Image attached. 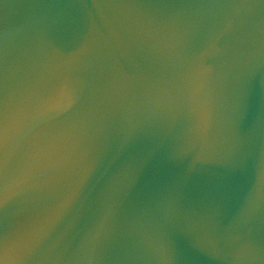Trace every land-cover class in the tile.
Returning <instances> with one entry per match:
<instances>
[{
	"label": "water",
	"instance_id": "obj_1",
	"mask_svg": "<svg viewBox=\"0 0 264 264\" xmlns=\"http://www.w3.org/2000/svg\"><path fill=\"white\" fill-rule=\"evenodd\" d=\"M0 264H264V0H0Z\"/></svg>",
	"mask_w": 264,
	"mask_h": 264
}]
</instances>
